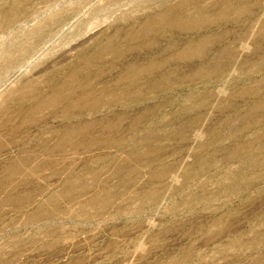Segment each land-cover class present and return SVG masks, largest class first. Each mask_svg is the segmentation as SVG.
Instances as JSON below:
<instances>
[{
  "label": "rangeland",
  "instance_id": "obj_1",
  "mask_svg": "<svg viewBox=\"0 0 264 264\" xmlns=\"http://www.w3.org/2000/svg\"><path fill=\"white\" fill-rule=\"evenodd\" d=\"M0 264H264V0H0Z\"/></svg>",
  "mask_w": 264,
  "mask_h": 264
}]
</instances>
